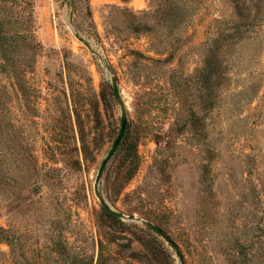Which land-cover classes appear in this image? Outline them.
<instances>
[{"label": "rangeland", "instance_id": "obj_1", "mask_svg": "<svg viewBox=\"0 0 264 264\" xmlns=\"http://www.w3.org/2000/svg\"><path fill=\"white\" fill-rule=\"evenodd\" d=\"M0 24L38 44L0 74V264H180L100 196L184 264H264V0H0Z\"/></svg>", "mask_w": 264, "mask_h": 264}, {"label": "water", "instance_id": "obj_2", "mask_svg": "<svg viewBox=\"0 0 264 264\" xmlns=\"http://www.w3.org/2000/svg\"><path fill=\"white\" fill-rule=\"evenodd\" d=\"M82 40V38H80ZM112 84H113V91L115 96L119 99L121 105H122V117H121V125H120V130L119 133L111 147V149L109 150V152L107 153L106 157L104 158V160L102 161L97 176H96V180H95V190L96 193L98 194V196H100L99 193V183L100 180L102 178V175L106 169V166L108 165L109 161L111 160V158L113 157V155L115 154V152L117 151L118 147L120 146V143L123 140V137L125 135L126 129H127V124H128V120H127V114L125 112V108H124V102L121 98L120 95V91L118 88V85L116 83V81L114 79H112ZM100 201L102 203V205L114 216L120 218V219H127L129 221H133V222H139L144 224L146 227H148L149 229H151L153 232H155L156 234H158L160 237H162L165 242L167 244H169L176 252V255L180 261V264H184V256L182 254V251L180 249V247L174 242V240H172V238L170 237V235H168L164 230H162L159 226H157L156 224L149 222L147 220L138 218L134 215H125L121 212H118L116 210H113L110 208V206L108 205V203L100 196Z\"/></svg>", "mask_w": 264, "mask_h": 264}, {"label": "trees", "instance_id": "obj_3", "mask_svg": "<svg viewBox=\"0 0 264 264\" xmlns=\"http://www.w3.org/2000/svg\"><path fill=\"white\" fill-rule=\"evenodd\" d=\"M6 32L3 29L2 24H0V74L4 75L5 77L13 78L23 76V80L26 81V73L27 69L29 68V65L27 63H23V66L18 65L20 62H17V67L15 70L8 69V61L6 58V55L10 49H14V52L21 53L23 47L22 45L26 46L27 48H34L37 47V42L34 37V34L31 33L29 37H19L18 42L14 43L13 45L4 44L5 41H7L9 38L6 36ZM29 42V43H25ZM27 62V61H26ZM4 85V84H3ZM3 97V96H1ZM0 231H3L2 228H0ZM158 235V234H157Z\"/></svg>", "mask_w": 264, "mask_h": 264}]
</instances>
